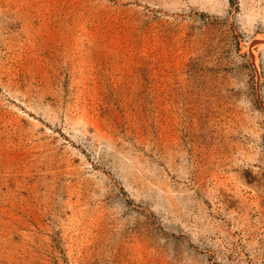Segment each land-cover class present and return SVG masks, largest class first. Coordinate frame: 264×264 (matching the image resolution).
Returning <instances> with one entry per match:
<instances>
[{"label":"rangeland","instance_id":"rangeland-1","mask_svg":"<svg viewBox=\"0 0 264 264\" xmlns=\"http://www.w3.org/2000/svg\"><path fill=\"white\" fill-rule=\"evenodd\" d=\"M0 151V264H264V0H0Z\"/></svg>","mask_w":264,"mask_h":264},{"label":"crops","instance_id":"crops-1","mask_svg":"<svg viewBox=\"0 0 264 264\" xmlns=\"http://www.w3.org/2000/svg\"><path fill=\"white\" fill-rule=\"evenodd\" d=\"M34 157V152L29 151H0V233H22L21 229L35 228L28 219L36 218L33 196L41 192L35 180L42 181L43 175L36 173Z\"/></svg>","mask_w":264,"mask_h":264}]
</instances>
